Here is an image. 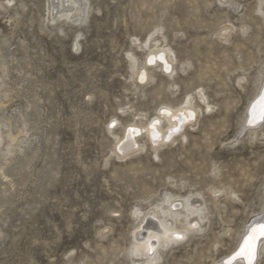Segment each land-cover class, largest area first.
<instances>
[{
  "label": "rangeland",
  "instance_id": "obj_1",
  "mask_svg": "<svg viewBox=\"0 0 264 264\" xmlns=\"http://www.w3.org/2000/svg\"><path fill=\"white\" fill-rule=\"evenodd\" d=\"M75 1L68 19L64 0H0V264H134L138 209L168 196L207 221L161 264H225L264 216V0ZM188 100L193 123L155 150L147 125Z\"/></svg>",
  "mask_w": 264,
  "mask_h": 264
},
{
  "label": "bare ground",
  "instance_id": "obj_2",
  "mask_svg": "<svg viewBox=\"0 0 264 264\" xmlns=\"http://www.w3.org/2000/svg\"><path fill=\"white\" fill-rule=\"evenodd\" d=\"M76 2L75 0H67L64 4H60L61 11H59V7L55 5L54 10H56L60 18L66 17L71 19L70 15L74 10V5L76 7ZM172 55L173 52L170 49L155 47V49H152L149 53L148 63L151 60L152 63L149 64L155 65L159 60V62H162L160 66L161 69H165L168 73L170 72L169 74L173 75L175 70H173L172 67L174 63ZM141 73V76L143 75L144 77L141 81H145L148 77L146 69ZM261 90V93L258 94L259 96L253 104V106L255 105L256 107L257 117L260 113V99L261 96L264 95V87ZM253 106H251L249 110V120L251 118ZM196 116L197 109L194 107L191 100L186 101L177 108L172 106L163 107L159 114L147 125L146 135L156 150L174 142V139L184 131L185 127L193 123ZM164 122H166V125L163 124ZM260 122L249 124L248 121V125L251 127ZM130 127L129 129H134L136 131L130 132L128 130L125 140L119 144L118 151L121 153L122 159L128 157L130 154L138 152L140 148L137 136L142 133V129L132 125ZM137 217L140 218V223L135 228L133 253L131 252L134 264H161L164 252L171 249L172 246L185 241L187 239V232L191 234L202 232L207 221L206 208L203 204L197 205L189 199L183 200L174 196H168L165 198L163 205H158L147 213L143 214V212L138 209ZM261 219L260 223H264V216ZM178 223L181 224V227L177 226ZM260 223L256 222L249 227L248 232L240 242V247L236 251V254L230 259L225 260V262L231 261V264H249L246 252L240 255H237V253L240 252L243 242L250 233L251 228L258 226ZM185 224L188 226H184ZM254 246L255 252L252 264H258L260 254L264 251V236L257 233Z\"/></svg>",
  "mask_w": 264,
  "mask_h": 264
},
{
  "label": "snow or ice",
  "instance_id": "obj_3",
  "mask_svg": "<svg viewBox=\"0 0 264 264\" xmlns=\"http://www.w3.org/2000/svg\"><path fill=\"white\" fill-rule=\"evenodd\" d=\"M149 63H152L150 60ZM143 75L141 76V80H143ZM211 110V109H210ZM260 121H264V95L261 96L260 99V113L259 116H256V107L253 106L251 110V118L249 120V124L258 123ZM113 126H115V121L113 122ZM130 132H134L136 130L129 129ZM257 233L259 235L264 236V223H260L258 226H254L251 228L250 233L248 234L247 238L243 242V246L240 250V252L237 253V255H240L242 253H247V257L249 260V264H252V259L255 252V246L254 241L257 238ZM226 264H231V261H227Z\"/></svg>",
  "mask_w": 264,
  "mask_h": 264
}]
</instances>
